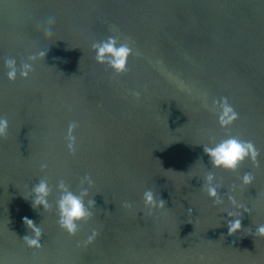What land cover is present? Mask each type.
I'll use <instances>...</instances> for the list:
<instances>
[{"label":"water","instance_id":"water-1","mask_svg":"<svg viewBox=\"0 0 264 264\" xmlns=\"http://www.w3.org/2000/svg\"><path fill=\"white\" fill-rule=\"evenodd\" d=\"M109 36L131 49L124 71L95 58ZM222 98L238 114L223 127ZM0 118V264H264V0H0ZM228 137L255 161L214 167L203 146ZM41 179L47 209L31 205ZM60 181L87 188L71 234Z\"/></svg>","mask_w":264,"mask_h":264},{"label":"clouds","instance_id":"clouds-1","mask_svg":"<svg viewBox=\"0 0 264 264\" xmlns=\"http://www.w3.org/2000/svg\"><path fill=\"white\" fill-rule=\"evenodd\" d=\"M92 48L95 49V58L99 63H107L111 68L117 72L124 71L126 68L127 58L131 52V49L126 44H117L114 37L109 36L106 40L99 42H93ZM38 55H45L44 52L38 53ZM29 59H35V57H29ZM8 72V78L15 79L17 74L16 62L14 59H8L5 61ZM32 65L29 63H24L19 74L23 77H27L29 71H31ZM215 103V101H214ZM237 113L232 108L227 100L222 98L220 101V113L218 115V121L220 125L226 126L237 119ZM8 127V121L6 119L0 118V135H3ZM73 125H69V133ZM74 137L69 135L68 147L71 150L73 147ZM203 152L207 155L208 159L214 167H223L225 169H235L237 164L242 161L245 157H250L255 161L257 156V150L251 141H242L236 137H228L220 140L218 143L212 146H203ZM44 167V165H41ZM87 179V178H86ZM243 183H249L252 180L250 173H245L242 177ZM89 184L91 181H88ZM207 193L210 197L215 198L216 202L219 203V196L217 192V184L214 182V175L212 172H208L205 176ZM59 190V199L57 200V207L59 210V224L62 228L66 229L70 234L77 230L76 221L90 216L91 213L85 207L84 196L87 195V188L81 189L80 193L77 195L72 192L68 186L60 181L57 184ZM32 200L31 205L42 206L44 209L49 207L48 196L50 193V187L47 180L41 179L38 183L34 184L32 187ZM231 199V197H230ZM145 203L151 206L162 207L164 200H156L154 194L151 190H146L144 192ZM94 201H89V205L93 204ZM233 203L235 201L233 200ZM229 216L232 213H228ZM22 221L29 228L32 229V236H24V239L29 247H40V236L41 229L34 223V221L25 216L22 217ZM241 227V220L239 218L231 219L227 221L228 232L232 233ZM256 232L259 235H264V224L258 225ZM95 235V231L93 232ZM92 237H89V241Z\"/></svg>","mask_w":264,"mask_h":264}]
</instances>
